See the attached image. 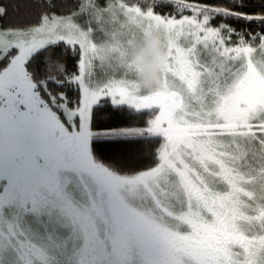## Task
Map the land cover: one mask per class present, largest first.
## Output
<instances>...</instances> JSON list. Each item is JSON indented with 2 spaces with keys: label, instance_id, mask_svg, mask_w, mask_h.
I'll return each mask as SVG.
<instances>
[{
  "label": "snow or ice",
  "instance_id": "1",
  "mask_svg": "<svg viewBox=\"0 0 264 264\" xmlns=\"http://www.w3.org/2000/svg\"><path fill=\"white\" fill-rule=\"evenodd\" d=\"M163 5L173 11L162 14ZM80 12L95 27L42 15L38 24L0 29V59L7 57L0 81L33 98L26 135L36 160L56 149L52 118L70 131L83 123L90 133V106L101 97L147 112L144 131L163 138L152 193L160 264H264V32L246 36L213 24L218 14L264 21V13L200 0H82ZM128 24L165 37L168 69L156 87H145L130 67ZM61 41L81 53L82 110L71 123L41 98L28 66L36 51ZM97 71L104 78L94 86Z\"/></svg>",
  "mask_w": 264,
  "mask_h": 264
},
{
  "label": "rangeland",
  "instance_id": "2",
  "mask_svg": "<svg viewBox=\"0 0 264 264\" xmlns=\"http://www.w3.org/2000/svg\"><path fill=\"white\" fill-rule=\"evenodd\" d=\"M80 9L71 15L56 16L74 19L84 29L95 27ZM94 35L99 39L103 34L97 31ZM156 36L163 38L165 50L161 33L131 24L126 30L129 64L144 86L143 78L151 72L150 65L143 62L145 55L151 53L153 60L162 58L161 51L154 50ZM164 68L168 69V60ZM75 78L73 82L81 91ZM103 78L97 71L93 85ZM103 100L113 104L110 97H101L90 106V133L83 123L79 130L70 131L52 118V126L59 132L57 146L38 162L26 135L32 128L28 112L33 98L18 85L0 81V264H131L124 239L118 228L116 231L115 208L120 201L112 195L123 197L125 206L130 202L153 207L156 173L153 168L122 176L95 161L91 152V114ZM64 105L59 109L65 122L69 117L71 123L76 111L82 109ZM113 105L135 110L127 104ZM78 121L77 117V124ZM147 128L134 131L148 133L144 131ZM132 132L120 129L112 134Z\"/></svg>",
  "mask_w": 264,
  "mask_h": 264
},
{
  "label": "trees",
  "instance_id": "3",
  "mask_svg": "<svg viewBox=\"0 0 264 264\" xmlns=\"http://www.w3.org/2000/svg\"><path fill=\"white\" fill-rule=\"evenodd\" d=\"M103 2V0H101ZM201 3L231 9L234 13L248 16L264 13V0H200ZM82 0H0L5 9L0 15V29L25 28L40 22L42 15L67 16L78 11ZM162 14L173 11L170 5L157 9ZM228 24L237 30V34L264 32V21L246 19L244 16L218 14L214 25ZM235 38V37H234ZM15 49H13V52ZM7 57L0 59V67L5 66ZM81 53L79 49L66 42L48 45L32 55L28 62L32 79L41 90V98L66 121L59 105L66 104L77 108L81 100V91L73 82L80 71ZM46 82V87L44 83ZM63 94L64 99L61 98ZM55 101L52 102V98ZM149 114L137 112L125 106H114L109 100H103L92 109L91 114V152L100 165L122 176H132L155 168L158 163V149L163 139L146 132L134 130L148 126ZM132 129L128 135L112 134L116 130Z\"/></svg>",
  "mask_w": 264,
  "mask_h": 264
},
{
  "label": "flooded vegetation",
  "instance_id": "4",
  "mask_svg": "<svg viewBox=\"0 0 264 264\" xmlns=\"http://www.w3.org/2000/svg\"><path fill=\"white\" fill-rule=\"evenodd\" d=\"M112 196L120 201L115 208L116 231L118 228L124 239L131 264H160L158 250L163 247V243L158 239V225L153 215V207L134 206L130 202L125 206L122 203L123 197Z\"/></svg>",
  "mask_w": 264,
  "mask_h": 264
},
{
  "label": "clouds",
  "instance_id": "5",
  "mask_svg": "<svg viewBox=\"0 0 264 264\" xmlns=\"http://www.w3.org/2000/svg\"><path fill=\"white\" fill-rule=\"evenodd\" d=\"M164 40L160 36H156L153 40L154 50H160L162 53V58L159 60H153L152 54H146L143 62L150 65L151 72L148 76L144 77V84L148 88L156 87L160 81V78L165 72L164 62L168 60V53L162 48Z\"/></svg>",
  "mask_w": 264,
  "mask_h": 264
}]
</instances>
